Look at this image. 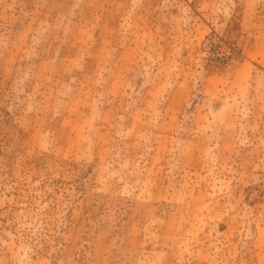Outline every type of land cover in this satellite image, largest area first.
<instances>
[{
    "label": "rangeland",
    "instance_id": "1",
    "mask_svg": "<svg viewBox=\"0 0 264 264\" xmlns=\"http://www.w3.org/2000/svg\"><path fill=\"white\" fill-rule=\"evenodd\" d=\"M0 264H264V0H0Z\"/></svg>",
    "mask_w": 264,
    "mask_h": 264
}]
</instances>
